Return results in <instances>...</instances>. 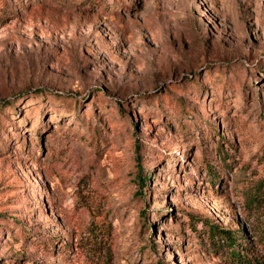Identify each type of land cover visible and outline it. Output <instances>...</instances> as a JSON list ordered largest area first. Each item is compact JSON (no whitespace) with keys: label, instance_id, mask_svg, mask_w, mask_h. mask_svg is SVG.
<instances>
[{"label":"rangeland","instance_id":"obj_1","mask_svg":"<svg viewBox=\"0 0 264 264\" xmlns=\"http://www.w3.org/2000/svg\"><path fill=\"white\" fill-rule=\"evenodd\" d=\"M263 231L264 0H0V264H264Z\"/></svg>","mask_w":264,"mask_h":264},{"label":"trees","instance_id":"obj_2","mask_svg":"<svg viewBox=\"0 0 264 264\" xmlns=\"http://www.w3.org/2000/svg\"><path fill=\"white\" fill-rule=\"evenodd\" d=\"M244 84H245V81H244ZM138 147H139V144L137 142H135V149L138 150L139 149ZM142 169L145 170L144 168H142ZM137 179L140 181L141 186L144 187V186L148 185L146 180L149 179V177H147L146 175L140 174V175H138ZM145 217H147V214H145ZM151 226H153V225H151ZM205 231H207V233H208V235L212 241H214L216 238H218V239L222 238L227 243L226 244V245H228L227 249L230 250L232 258H233V256H237V260L241 259V256H240L241 253L239 252V250L237 248H232V246H231L234 243V241L237 240V234L234 231H231L228 228L222 227L218 224H215L214 221H210L206 225ZM261 235H260V237L262 238V241H263L262 244L264 246V231ZM244 264H263V263L256 256H253V254H252V256H250V254H249V261L245 262Z\"/></svg>","mask_w":264,"mask_h":264}]
</instances>
